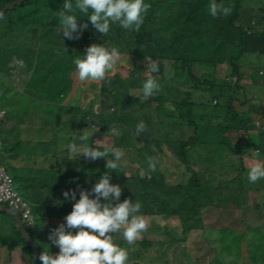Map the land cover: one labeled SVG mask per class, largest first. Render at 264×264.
Instances as JSON below:
<instances>
[{
    "label": "trees",
    "instance_id": "16d2710c",
    "mask_svg": "<svg viewBox=\"0 0 264 264\" xmlns=\"http://www.w3.org/2000/svg\"><path fill=\"white\" fill-rule=\"evenodd\" d=\"M15 1L0 0V10ZM211 2L144 0L151 8L144 14L139 32L123 29L117 23L110 24L107 35L98 33L87 16L77 13L78 24L88 23L78 40H67L61 33L57 14L64 0H28L0 19V109L6 110L0 119V150H6L11 127L23 126L30 149L26 156L35 151L43 156L59 150L66 152L65 156L59 153L56 157V168L65 166L63 179L46 175L41 196L37 187H27L26 173L19 172L12 178L19 187V191L14 190L32 204L34 224L25 229L39 254L54 246L44 226L72 210L73 204H68L71 200H65L62 193L75 191L78 200L80 190H90L108 173L109 182L122 189L119 202L126 198L139 202V214L146 220L152 216L178 219L182 228L179 238L172 235L169 227L164 228L168 242L143 237L129 245L114 239L126 250L135 247L127 250L129 260L139 262L155 245H169L178 258L176 264H194L187 233L199 231L214 248L210 264H226L224 254L232 257L227 264H239L243 240L248 245L247 239H251L252 246L247 249L250 263L264 264V227L251 225L244 238L239 232L253 222L249 216L257 218L262 212L264 215V179L256 183L248 180L253 160L264 161V0H215L232 9L229 15L215 18L209 12ZM94 43L107 49L117 48L121 59L104 81L81 83L73 60L82 59L85 49ZM153 61L159 71L149 73L148 65ZM218 71H223V75ZM149 75L159 85L171 86L169 91H176L178 101L157 93L144 98L129 92L133 88L142 93ZM256 98L262 105L249 104ZM120 105L127 112L128 121L123 114L108 117ZM65 110L71 118L61 122ZM136 112H142L140 121L146 125L140 136L134 134L140 122L134 118ZM163 122L172 123L180 137L178 141L161 137L159 126ZM111 129L120 134L113 135ZM199 130L216 131L223 138L228 133H242L245 138L240 142L226 137L216 144L202 143ZM83 131L90 138L82 142L79 136L85 134ZM46 132L50 138L42 142ZM31 139L40 143L32 145ZM73 142L78 147L87 143L100 151L106 145L119 148L124 156L128 155L134 169L127 167L123 158L116 170L106 169L103 158L89 161L79 153H70L67 145ZM170 143L172 146H168ZM164 145L172 153L170 163L175 169L168 177L160 166L165 163V169L171 171ZM20 146L18 143L16 150L8 153L19 155ZM149 157L157 161L155 172L148 167ZM197 204L204 209L200 211ZM236 213H240V226L235 221ZM230 214L233 226H222V220ZM2 217L9 219L12 228L4 236L0 234V249L6 248L9 253L19 249L18 264H32L33 252L15 229L14 217L0 213ZM233 227L238 228L237 232ZM211 229L216 231L207 233ZM254 239L261 241L260 250L254 248Z\"/></svg>",
    "mask_w": 264,
    "mask_h": 264
},
{
    "label": "clouds",
    "instance_id": "9594fccd",
    "mask_svg": "<svg viewBox=\"0 0 264 264\" xmlns=\"http://www.w3.org/2000/svg\"><path fill=\"white\" fill-rule=\"evenodd\" d=\"M150 8L151 5L144 3V0H74V2L64 0L62 10L57 15L60 18L63 37L67 40H78L82 32L88 28V23L78 24L79 15L77 13L87 16V20L98 33L107 35L110 24L117 23L123 29L139 32L144 22V14ZM231 10L230 7L217 4L215 0L209 4V12L214 18L218 15L227 16ZM2 15L0 13V17ZM120 59L121 53L117 48L107 49L94 43L85 49L83 58L74 59L73 64L81 83H99L116 70ZM148 71L156 73L159 71V66L153 61L148 65ZM159 90V83L149 75L143 83L141 92L144 98H149ZM5 111L0 109V118L5 115ZM111 131L115 136L120 134L116 129H111ZM145 131L146 125L144 121H140L135 127L134 134L140 136ZM89 138L86 133L79 136L82 142ZM67 149L70 153H79L78 156L82 155L89 161L103 158L106 169L111 170L118 168L124 156L119 148H109L107 145L103 151H100L90 147L87 143H82L78 147L73 142L67 145ZM109 155L111 159L107 158ZM148 167L151 171H156L157 161L154 157L148 158ZM261 179H264V161L256 159L249 168L248 180L256 183ZM109 180L110 176L105 173L90 190H80L78 200L75 191L69 190L62 193L65 200L73 201L72 210L64 217L65 222L56 228L51 227V223L47 227L44 226L49 242L58 249L56 254H51L52 250H50L34 257L39 260V264L40 262L41 264H126L128 251L114 243L113 239L116 237L113 234L123 230L124 240L131 245L141 238V234L147 230L149 225L145 217L139 214L142 205L139 202H131L127 198L119 202L122 189L119 185L111 184ZM25 201L29 206L32 205L27 200ZM113 201L116 203L113 204ZM15 212L18 213L24 228L33 226V215L32 224L28 225L22 219L21 213ZM57 220L60 221V219Z\"/></svg>",
    "mask_w": 264,
    "mask_h": 264
},
{
    "label": "rangeland",
    "instance_id": "374dc122",
    "mask_svg": "<svg viewBox=\"0 0 264 264\" xmlns=\"http://www.w3.org/2000/svg\"><path fill=\"white\" fill-rule=\"evenodd\" d=\"M245 71L248 74L252 73L251 70L245 69ZM218 74L223 75V71H218ZM247 78H249V77H247ZM169 87H171V86H169ZM169 87H165L163 85H160V88H164V89H166V91L161 92L159 90V92L157 94L168 98L172 102H177L178 99L176 97L178 95H176V91H175V93H173L174 91L172 90L170 93ZM176 89H178V87H176ZM138 90L139 89H133L132 88V89H129V92L132 95H137V96L143 95L142 93H139ZM249 104L262 105V101L256 98V99L250 100ZM110 110H113V108H111ZM66 112H69V111L65 110V113H64L65 117L64 116L60 117L61 122L67 121L70 118L69 116H71V115L70 114L66 115ZM141 113L142 112H136L134 114V118H136L137 121L142 120V118L140 117ZM120 114L126 115L125 121H128L127 112L123 109L122 105L118 106L115 114H108V117L117 118L118 116H120ZM253 115H254V113H252V117H253ZM75 117H78V116H75ZM114 118H112V119H114ZM15 127L16 126L11 127L9 139L7 140V144H6V150H0V163L7 170L8 174L12 178L17 176L16 174L19 172L23 173V174L26 173V176H24V179L27 181V185H28L27 187L29 188L30 184L35 181L36 184H32V186L38 188V189H36V191L38 190L37 193L39 196H41L40 191H42V184L45 180V176L50 174V175H53V177L58 176L61 179H63L62 178V170L65 166L62 165L59 169L56 170L55 164H56V162L59 163L56 159L54 160V163H50L49 165H46V162L48 161L47 158H30L31 155L40 154V152H38V151L30 152L29 155L26 156V154L29 152L30 149H29L28 139H26L23 136L25 128L23 126H18L15 129ZM159 128L163 131V134L161 137H163L165 139L169 138L171 141H175V140L178 141L179 140L180 137L178 135V132L174 129V126L172 125V123L163 122L159 126ZM69 129H71V127ZM43 137L44 138H43L42 142H46L50 138V136L47 132H46V134H44ZM226 137H228V139L231 137L233 142H235V139L237 140V142H240V141L244 140L242 138H245L242 133L238 134V135H235L233 133H228L223 138V135L220 133L217 134L216 131L215 132H212V131L209 132L208 130H199V132H198V139H199V141H202V143L216 144L217 140H219V139L225 140ZM232 137H234L235 139ZM111 142H112V140H109L108 144H110ZM18 143L21 144V146H20L21 147V149H20L21 153L19 155L15 156L12 153L18 147ZM30 143H32V142H30ZM102 143H104V141ZM164 146H165L164 147V154L166 153V156H167L166 164L169 165L167 168L170 169L171 171H168L165 169V163L160 164V166H162V168H164V169H162V174H164L166 177H168L169 172L175 171L174 163H170L172 161V159L170 157L172 155V153L170 151H168V146H172V144L170 143L168 146L167 145H164ZM31 147H33V146H31ZM12 149H14V150H12ZM10 151L12 153L9 154L8 152H10ZM43 151H46L45 148L43 149ZM58 153H63V155L65 156L66 152L64 150L63 151L59 150ZM131 155H133V154L131 153ZM45 160H47V161L44 162ZM123 161L127 167H129L130 169L131 168L134 169L135 165H132V166L130 165V164H132V162H131V160L127 154L123 157ZM174 161H176L175 158H174ZM130 169H128V170H130ZM47 170H48V172H47ZM13 182H14V188L16 190L18 189V191H19V187L17 185V182L14 180H13ZM38 184H40V186ZM50 198L53 199V195L50 196ZM262 198H263V196H261V199ZM45 202H46L45 204H47L48 200H45ZM29 207L32 210V205H30ZM196 207L200 208V211H201V209H204V207H201L200 204H197ZM210 208H211V206H210ZM232 214L224 217V220H222V222H221L222 226H224V225L225 226L226 225L233 226ZM33 217L35 218V215H33ZM195 217H196V215H195ZM249 217L252 218L253 222L248 227L240 229L239 232L243 233V235H240V237H242V238L245 237L244 233H249V229H250L251 225H255L258 228L264 227V215H262L260 213V214H257V218L252 217V216H249ZM4 218L5 217H2L0 219V234H3V236L5 235L7 230H8L7 233L11 232V228H12L9 219L5 220ZM37 219H39V218L37 217ZM58 219H60V221L55 220V219L53 221H51V227L56 228L58 225L65 222L64 217H62V216H60ZM235 221L240 226V222H241L240 213L235 214ZM147 222H148L149 226H148L147 230L141 234V238L144 237L145 239H149V240L154 241V242H162V241L168 242V237H166V233L163 231L164 228H168V227L171 229L170 231L172 232V235H174L176 238H179L182 235V232H181L182 228H180V224H179L178 219L164 220V219L152 216L151 218H149L147 220ZM233 228L235 230L234 229H232V230L237 232L238 228L237 227H233ZM217 229L220 230L221 228H217ZM225 229H226V227H224L223 230H225ZM122 231L123 230H121V232L113 234L114 237H116L117 241L118 240L125 241L123 236H122ZM215 231H216V229H211V230H208L207 233H211V232H215ZM140 239H138L136 241H139ZM250 240L251 239H247L248 245L250 247L246 244V241L243 240L244 241V243L242 245L243 251H241L240 255L238 256L239 264H251L250 263L251 257H250V254L247 252V249L251 250V248H252L251 244H249ZM186 241H187L188 245H192V247H193L191 250V255L195 261L194 264H210V262L213 258V255H214V248L209 247V245L207 244V241L205 239H203V237L201 236V233L199 231L198 232L192 231V232L187 233V240ZM255 241H256V246L254 248L255 249L257 248V250H260L263 246L262 244H260L261 241L259 239L255 240ZM133 248H135V247H128L127 250L131 251ZM57 249L58 248L56 246H53L50 249V250H52L51 254H56ZM20 255H21V253L19 252V249H16L13 252L9 253V251L6 248H2V249H0V264H18V263H20ZM225 259H227L226 260V264H227L230 262L232 257H230L227 254H224V260ZM177 260H178L177 256L173 253L172 250L169 249V245L166 247L155 245V247L147 253L146 257L142 256L140 258V260H138L139 262H136L135 260L133 261L131 259L129 260V257H128V260L126 263L129 264L131 261H133V263L131 262L130 264H171V263L176 264ZM165 261H167V263H164Z\"/></svg>",
    "mask_w": 264,
    "mask_h": 264
},
{
    "label": "built area",
    "instance_id": "2783aa9c",
    "mask_svg": "<svg viewBox=\"0 0 264 264\" xmlns=\"http://www.w3.org/2000/svg\"><path fill=\"white\" fill-rule=\"evenodd\" d=\"M0 204H7L12 210L21 213L22 219L32 224V212L29 204L14 190L12 177L0 166Z\"/></svg>",
    "mask_w": 264,
    "mask_h": 264
},
{
    "label": "water",
    "instance_id": "95a60500",
    "mask_svg": "<svg viewBox=\"0 0 264 264\" xmlns=\"http://www.w3.org/2000/svg\"><path fill=\"white\" fill-rule=\"evenodd\" d=\"M28 1V0H17L13 3H9L6 6H4L1 10L0 13H2L3 15L8 12V11H12L15 7L20 6L23 2ZM2 15V17H3ZM0 17V19L2 18ZM0 213H6L12 217H14L15 219V229L17 230V232L21 235V237L23 238V240L25 241V243L28 244V246L30 247V249L33 252V262L32 264H39V260L38 259H34V257H38L39 256V251L37 250V248L34 246L30 236L28 235V233L26 232L23 223L18 215L17 212L13 211L12 209L4 206V205H0Z\"/></svg>",
    "mask_w": 264,
    "mask_h": 264
},
{
    "label": "crops",
    "instance_id": "0c3cea01",
    "mask_svg": "<svg viewBox=\"0 0 264 264\" xmlns=\"http://www.w3.org/2000/svg\"><path fill=\"white\" fill-rule=\"evenodd\" d=\"M71 118V117H70ZM7 131L8 130H10L9 128L8 129H6ZM30 142H32V145H36V144H38V143H40V140H37V139H31L30 140ZM31 144H30V146H32ZM59 155V153H57V154H47V155H44L43 156V154H37V155H31L30 156V158H47V160H45L44 162H46V165H49L50 163H54V160L56 159V157ZM55 166H56V164H55ZM56 170H57V168H56ZM33 184H36V182H33ZM29 188L30 189H34V186H32V185H30L29 186ZM68 204H73L72 203V201H69V203Z\"/></svg>",
    "mask_w": 264,
    "mask_h": 264
}]
</instances>
